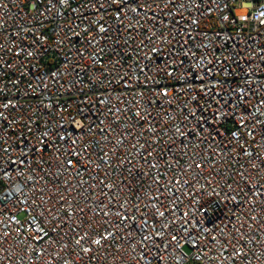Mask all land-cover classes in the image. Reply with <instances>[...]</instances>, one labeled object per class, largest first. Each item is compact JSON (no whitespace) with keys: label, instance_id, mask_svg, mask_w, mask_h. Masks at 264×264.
<instances>
[{"label":"built area","instance_id":"1","mask_svg":"<svg viewBox=\"0 0 264 264\" xmlns=\"http://www.w3.org/2000/svg\"><path fill=\"white\" fill-rule=\"evenodd\" d=\"M0 264H264V0H0Z\"/></svg>","mask_w":264,"mask_h":264}]
</instances>
